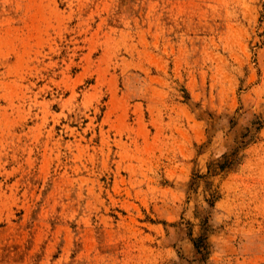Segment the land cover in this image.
<instances>
[{
  "label": "rangeland",
  "instance_id": "374dc122",
  "mask_svg": "<svg viewBox=\"0 0 264 264\" xmlns=\"http://www.w3.org/2000/svg\"><path fill=\"white\" fill-rule=\"evenodd\" d=\"M0 264H264V0H0Z\"/></svg>",
  "mask_w": 264,
  "mask_h": 264
}]
</instances>
